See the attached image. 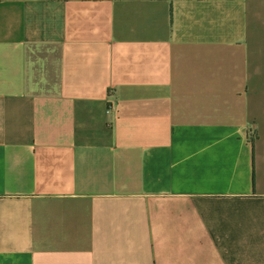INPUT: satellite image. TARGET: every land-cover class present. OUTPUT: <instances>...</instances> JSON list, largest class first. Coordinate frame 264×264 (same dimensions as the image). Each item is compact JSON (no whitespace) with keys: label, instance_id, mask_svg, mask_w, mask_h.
Wrapping results in <instances>:
<instances>
[{"label":"crops","instance_id":"obj_1","mask_svg":"<svg viewBox=\"0 0 264 264\" xmlns=\"http://www.w3.org/2000/svg\"><path fill=\"white\" fill-rule=\"evenodd\" d=\"M0 264H264V0H0Z\"/></svg>","mask_w":264,"mask_h":264}]
</instances>
